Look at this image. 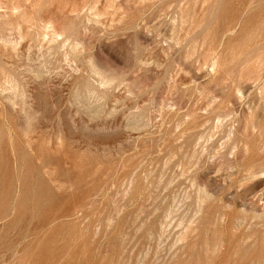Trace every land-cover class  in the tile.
I'll return each mask as SVG.
<instances>
[{
	"label": "rangeland",
	"instance_id": "1",
	"mask_svg": "<svg viewBox=\"0 0 264 264\" xmlns=\"http://www.w3.org/2000/svg\"><path fill=\"white\" fill-rule=\"evenodd\" d=\"M224 263L264 264V0H0V264Z\"/></svg>",
	"mask_w": 264,
	"mask_h": 264
},
{
	"label": "bare ground",
	"instance_id": "2",
	"mask_svg": "<svg viewBox=\"0 0 264 264\" xmlns=\"http://www.w3.org/2000/svg\"><path fill=\"white\" fill-rule=\"evenodd\" d=\"M55 31H56V29H55ZM56 36H57V35H56ZM56 36H55V37H56ZM60 36H61V35H60ZM57 38H58V37H57ZM241 260H242V259H241ZM248 260H249V259H248ZM224 264H226V263H224ZM227 264H228V263H227ZM240 264H241V263H240Z\"/></svg>",
	"mask_w": 264,
	"mask_h": 264
}]
</instances>
